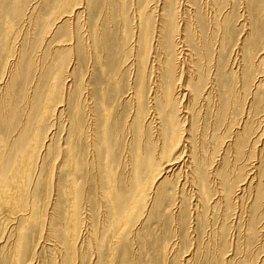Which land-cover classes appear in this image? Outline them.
I'll list each match as a JSON object with an SVG mask.
<instances>
[{"label": "rangeland", "instance_id": "1", "mask_svg": "<svg viewBox=\"0 0 264 264\" xmlns=\"http://www.w3.org/2000/svg\"><path fill=\"white\" fill-rule=\"evenodd\" d=\"M4 1L0 264H264V0H170L186 96L173 103L178 166L157 208L134 190L174 151L148 94L169 51L142 47L163 0ZM119 192L132 197L110 212Z\"/></svg>", "mask_w": 264, "mask_h": 264}, {"label": "bare ground", "instance_id": "2", "mask_svg": "<svg viewBox=\"0 0 264 264\" xmlns=\"http://www.w3.org/2000/svg\"><path fill=\"white\" fill-rule=\"evenodd\" d=\"M6 1V0H5ZM4 1V2H5ZM147 1V0H146ZM3 2V0H0V3ZM19 2V1H18ZM24 2V1H23ZM178 2V1H177ZM170 0H163V6H162V13H161V19H160V22H158L153 28H151V26L148 25L147 22H143L145 23L143 26L142 24L140 25V27L142 26L143 27V31L141 30V33L143 32V39H144V42H143V46L142 47H146L144 49V51L148 50V55L150 56L151 54H154V58L156 59V55H159L160 53L159 52H162V49H164L166 47V49L169 51L168 52V56L165 55V60H164V63L165 66H164V63H161V66L160 64H158V68L156 69V71L154 70V72H156V74L152 75V78H150L152 80V83L153 85L149 88V97L153 100L155 99L157 103H154V104H160V115L162 116V124L160 125V129L161 131H165L166 130V133H167V136H166V141L169 143V144H172V147L173 148L172 150L173 153L172 155L169 156V158L167 159L166 163L164 164V166L157 170V172L153 175V178H152V182L149 184V186L147 187L146 185H142L140 188H139V184L135 181V184L137 186L136 190L139 189V193H138V197L139 198H142L144 199V202H145V206L147 205L149 208H153V207H156L157 208V205L160 206L161 204V201H163L167 195H168V192L170 189H168L167 187V181H168V172H171L173 169H176L177 166H178V160L177 158H174V155L176 154V152H178L179 150V137L176 136V131H175V128L177 126V123H178V120L180 118H182V116H176L175 115V109L176 107L174 108L173 104L176 100H178L182 94V99L183 97L186 96V92H183L182 90H186V87H183L182 89V72H181V65H180V62H178L177 64V61H176V55L178 56L177 59H181V54H182V51L183 49L181 50L180 47L181 45H177L175 40L172 38L173 35H174V31L178 32V27L175 25L174 23V19H175V12L171 9L172 8V3ZM147 4V3H146ZM3 6V5H2ZM14 7V6H13ZM19 7V5H17V8ZM15 8V7H14ZM147 8V7H146ZM168 8V9H167ZM142 9V8H141ZM179 9V8H178ZM2 10V9H1ZM145 10V9H144ZM169 10V12L167 11ZM14 11V10H13ZM141 11V10H140ZM165 11H167L168 13H164ZM20 12V11H19ZM141 13V12H139ZM144 13V12H143ZM3 14V12H2ZM1 14V15H2ZM147 15V14H146ZM144 18V15H140L139 18ZM148 17V16H147ZM31 18V17H30ZM174 18V19H173ZM59 19V18H58ZM146 21V19H145ZM142 23V22H141ZM181 24V23H180ZM29 25V24H28ZM178 25V24H177ZM11 27V26H10ZM54 28V27H53ZM181 29V28H180ZM51 30V29H50ZM180 31V30H179ZM179 35V32L177 33ZM182 34V33H181ZM177 35V36H178ZM179 37V36H178ZM142 39V40H143ZM181 39V38H180ZM141 40V38H140ZM139 40V43L141 42ZM177 41V40H176ZM184 41V40H183ZM11 42V41H10ZM142 45V44H141ZM156 45V46H155ZM140 46V45H139ZM50 47V46H49ZM180 49V50H179ZM176 50H178V54L176 52ZM62 53V52H61ZM144 53V52H143ZM145 55V53H144ZM147 55H145L144 57H146ZM147 56V57H149ZM152 56V55H151ZM238 56V55H237ZM235 57V56H233ZM151 58V57H150ZM163 58V57H162ZM145 59V58H144ZM148 59V58H147ZM237 59V58H236ZM147 61V60H146ZM149 61V60H148ZM57 62V61H56ZM182 63V61H181ZM142 65V64H141ZM153 65V64H152ZM231 65V64H230ZM146 66V65H145ZM146 67H144L145 69ZM141 69V68H140ZM143 70V67L142 69ZM151 71V70H150ZM228 71V70H227ZM248 71V70H247ZM142 72V73H141ZM140 73V78H139V89H138V116L136 114V120L139 119L138 121H141L145 115H146V112H145V109H146V106H145V101H144V98H145V87H144V82H145V72L144 71H141ZM152 74V73H151ZM236 74V73H235ZM261 76V75H260ZM2 80V79H1ZM257 80V79H256ZM264 82V81H263ZM256 83V82H255ZM210 84V83H209ZM188 87V86H187ZM51 89V88H50ZM52 92V90H51ZM160 92V93H159ZM183 92V93H182ZM192 92V91H191ZM205 92V91H204ZM236 94V93H235ZM188 95V94H187ZM50 99V98H49ZM49 102V101H48ZM47 102V103H48ZM51 103V102H50ZM182 103V102H181ZM1 105V104H0ZM54 105V104H53ZM8 106V105H7ZM157 106V105H155ZM180 106V105H179ZM158 107V108H159ZM2 109V108H1ZM8 109H10L12 111V107H11V104L8 106ZM156 109V107H155ZM186 109V108H185ZM6 110H7V107H6ZM53 110V109H52ZM148 110V109H147ZM159 110V109H158ZM154 111V110H153ZM178 111V110H177ZM7 112V111H6ZM149 112V111H148ZM157 112V111H156ZM184 112H187V111H184ZM178 113V112H177ZM9 114V113H8ZM184 114V113H183ZM7 115V114H6ZM10 115V114H9ZM154 115V114H153ZM158 116V115H157ZM177 118H175V117ZM151 119L154 118V116H152L151 114ZM22 120V119H21ZM154 120V119H153ZM227 120V119H226ZM137 121V123H138ZM185 122V121H184ZM160 123V122H159ZM141 123H139L140 125ZM146 125V124H145ZM149 125V124H147ZM149 128L151 129V125H149ZM142 129V128H141ZM159 129V130H160ZM165 129V130H164ZM139 130V128H138ZM150 131V130H149ZM139 132V131H138ZM141 132V130H140ZM178 132V131H177ZM163 134V133H162ZM161 134V135H162ZM178 134V133H177ZM182 136V135H180ZM163 137V135H162ZM47 138V137H46ZM50 138V137H49ZM141 138V137H140ZM163 140V139H162ZM182 141V140H181ZM165 142V141H164ZM31 143V142H30ZM33 143V142H32ZM153 143V142H152ZM166 143V142H165ZM164 143V144H165ZM167 143V144H168ZM80 145V144H79ZM168 146V145H167ZM166 147V146H165ZM155 148V147H154ZM141 152V151H140ZM1 153V152H0ZM259 153V152H258ZM93 154V153H92ZM152 154V153H151ZM255 155V154H254ZM150 156V154L148 155V157ZM147 157V156H146ZM260 157V156H259ZM152 159L154 157H151ZM179 158V157H178ZM147 162H150L149 158H147ZM261 160V159H260ZM184 161V160H183ZM140 163V162H139ZM155 163V162H154ZM144 164V163H143ZM264 164V163H263ZM152 166V165H151ZM217 166V165H215ZM263 166V165H262ZM19 167V166H18ZM145 167V166H144ZM143 167V168H144ZM263 170V168H261ZM207 170V169H206ZM205 170V172H206ZM198 171V170H197ZM204 171V169H203ZM254 171V170H252ZM260 171V170H259ZM258 171V172H259ZM188 172V171H187ZM199 172H200V169H199ZM204 172V173H205ZM262 172V171H261ZM201 173V172H200ZM199 173V175H200ZM203 177L202 179V184L199 186V190H202V194L205 196L207 195V191H208V188L209 187L208 185H206L205 183V180H204V175L203 173L201 174ZM207 175V173L205 174ZM249 175V174H248ZM259 175V174H258ZM196 176V175H195ZM255 176V175H254ZM171 177V176H170ZM260 176H258L259 178ZM262 177V175H261ZM201 178V176L199 177V179ZM223 179V178H222ZM108 180V179H107ZM111 180V179H110ZM201 180V179H200ZM224 180V179H223ZM254 180H255V177H249L248 178V187L249 189H252L253 188V185H254ZM261 180V179H260ZM112 181V180H111ZM110 181V182H111ZM212 181V180H211ZM259 181V179H258ZM109 182V180H108ZM107 182V185H109ZM109 182V183H110ZM113 182V181H112ZM201 182V181H199ZM172 183V182H171ZM191 183V182H190ZM247 182H242L240 184V189L241 190H244L246 188L245 184ZM262 182L260 181L257 186H255V190H256V193H257V197L256 199H254L255 202H258L259 206H261V201H263L264 199V185L261 184ZM114 184V183H112ZM3 185V184H2ZM19 185V184H18ZM76 186V185H75ZM114 186V185H113ZM111 187V186H110ZM103 188V187H102ZM112 188V187H111ZM109 188V189H111ZM170 188V187H169ZM104 190L107 189L106 187L103 188ZM221 189V188H220ZM226 189V187H225ZM146 190H150L154 192V196L153 198L149 201L147 195H146ZM109 191V190H108ZM228 191V190H227ZM1 192V191H0ZM8 192V191H7ZM71 192V191H70ZM74 192V191H73ZM116 192V191H115ZM128 192V191H127ZM201 192H199L201 194ZM210 192V190H209ZM226 192V190H225ZM2 193V192H1ZM10 193V192H8ZM106 193V191H105ZM198 193V192H197ZM236 193V192H235ZM123 194H126L123 192ZM128 194V193H127ZM209 194V193H208ZM241 194V193H240ZM249 194V193H248ZM5 195V194H3ZM106 195V194H105ZM104 195V196H105ZM133 195V193H132ZM196 195V193H195ZM219 195V194H218ZM233 195V194H232ZM251 195V194H250ZM202 197V195H199ZM106 197V196H105ZM132 196L130 195L129 198L127 199V195L126 197L124 195H121V193H115L113 195V197H111V206H109V210L110 212H115V209L119 206H122V204H124L126 201H128ZM172 197V196H171ZM169 197V198H171ZM196 197V196H195ZM209 197V196H208ZM221 197V196H220ZM1 198V197H0ZM205 199L207 197H204ZM255 198V197H254ZM103 199V198H102ZM106 199V198H105ZM104 199V200H105ZM202 199V198H200ZM199 199V200H200ZM217 199V198H216ZM167 200V199H166ZM168 201H170V199H168ZM196 201V200H195ZM210 201V200H209ZM167 202V201H166ZM203 202V201H202ZM222 202V201H221ZM74 203V202H73ZM175 203V202H174ZM182 203V202H181ZM193 203V202H192ZM204 203V202H203ZM206 203H207V200H206ZM110 204V203H109ZM169 205V203H167ZM171 204V203H170ZM202 204V203H201ZM205 204V203H204ZM257 204V206H258ZM261 204V205H260ZM165 205V204H163ZM58 206V205H57ZM106 206V205H105ZM166 206V205H165ZM200 206V205H199ZM255 206V205H254ZM258 206V207H259ZM108 207V205H107ZM106 207V208H107ZM166 207H169V206H166ZM198 207V206H197ZM204 207V206H203ZM253 207V206H252ZM74 208V207H73ZM165 208V207H164ZM261 208V207H260ZM185 209V208H184ZM196 209V208H195ZM259 209V208H258ZM257 207H256V210H254L253 212H256L257 214V211H258ZM251 210V209H250ZM183 211V210H182ZM128 213V212H127ZM255 214V215H256ZM264 214V213H262ZM129 215V214H127ZM251 215V214H250ZM252 215H254L252 213ZM257 216V215H256ZM262 216V215H261ZM250 217V216H249ZM255 217V216H252V218ZM258 218V217H257ZM256 218V219H257ZM53 219V218H52ZM51 219V220H52ZM251 219V218H250ZM175 220V219H174ZM125 221V220H124ZM181 222V220H179ZM73 222V221H72ZM251 223V222H250ZM248 222V224H250ZM254 223V222H253ZM258 223V222H257ZM255 223V224H257ZM252 225V224H251ZM66 226V225H65ZM249 226V225H248ZM247 226V227H248ZM254 226V225H253ZM199 227H200V223H199ZM24 228V226H23ZM250 228V226H249ZM72 233V232H71ZM112 260V259H111ZM101 264V263H100Z\"/></svg>", "mask_w": 264, "mask_h": 264}]
</instances>
